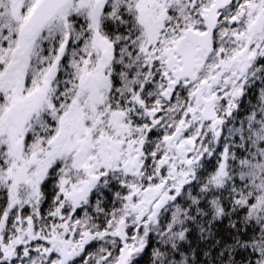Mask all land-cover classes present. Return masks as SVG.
Masks as SVG:
<instances>
[{
  "label": "snow or ice",
  "instance_id": "1",
  "mask_svg": "<svg viewBox=\"0 0 264 264\" xmlns=\"http://www.w3.org/2000/svg\"><path fill=\"white\" fill-rule=\"evenodd\" d=\"M0 264H264V0H0Z\"/></svg>",
  "mask_w": 264,
  "mask_h": 264
}]
</instances>
